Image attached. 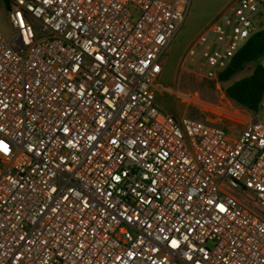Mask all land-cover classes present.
I'll list each match as a JSON object with an SVG mask.
<instances>
[{"label": "built area", "instance_id": "obj_1", "mask_svg": "<svg viewBox=\"0 0 264 264\" xmlns=\"http://www.w3.org/2000/svg\"><path fill=\"white\" fill-rule=\"evenodd\" d=\"M4 1L0 264H264V94L236 136L157 103L191 0ZM263 29L232 0L184 60L217 78Z\"/></svg>", "mask_w": 264, "mask_h": 264}, {"label": "rangeland", "instance_id": "obj_2", "mask_svg": "<svg viewBox=\"0 0 264 264\" xmlns=\"http://www.w3.org/2000/svg\"><path fill=\"white\" fill-rule=\"evenodd\" d=\"M231 1L191 0L183 24L162 57L163 71L156 80L159 85L156 89V99L162 109L177 118L210 119L236 136L243 128L241 122L250 117V112L227 98L225 90L234 81L250 74L256 63L247 64L243 71L236 73L229 81L222 82L218 78H208L204 75L198 53L193 56L191 54L189 60H184L201 32ZM7 13L5 1L0 0V28L5 37L9 38L14 30L8 21ZM35 29H38L37 24ZM235 117L241 122L231 121V118Z\"/></svg>", "mask_w": 264, "mask_h": 264}, {"label": "trees", "instance_id": "obj_3", "mask_svg": "<svg viewBox=\"0 0 264 264\" xmlns=\"http://www.w3.org/2000/svg\"><path fill=\"white\" fill-rule=\"evenodd\" d=\"M263 55L264 29L253 34L217 77L222 82L229 81L247 64L256 63L250 74L234 81L225 90L227 98L250 112L258 109L264 94V68L257 63Z\"/></svg>", "mask_w": 264, "mask_h": 264}, {"label": "crops", "instance_id": "obj_4", "mask_svg": "<svg viewBox=\"0 0 264 264\" xmlns=\"http://www.w3.org/2000/svg\"><path fill=\"white\" fill-rule=\"evenodd\" d=\"M247 112H250V111H247Z\"/></svg>", "mask_w": 264, "mask_h": 264}, {"label": "snow or ice", "instance_id": "obj_5", "mask_svg": "<svg viewBox=\"0 0 264 264\" xmlns=\"http://www.w3.org/2000/svg\"><path fill=\"white\" fill-rule=\"evenodd\" d=\"M5 150H6V148H5Z\"/></svg>", "mask_w": 264, "mask_h": 264}]
</instances>
